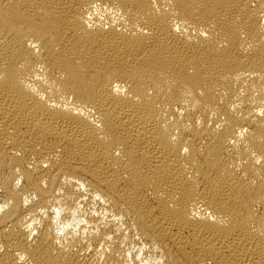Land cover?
<instances>
[{"label": "bare ground", "instance_id": "1", "mask_svg": "<svg viewBox=\"0 0 264 264\" xmlns=\"http://www.w3.org/2000/svg\"><path fill=\"white\" fill-rule=\"evenodd\" d=\"M0 264H264V0H0Z\"/></svg>", "mask_w": 264, "mask_h": 264}]
</instances>
